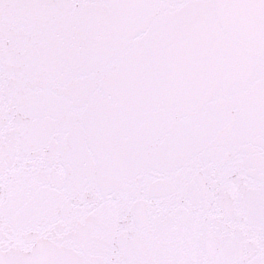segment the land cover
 <instances>
[{
  "label": "snow or ice",
  "instance_id": "snow-or-ice-1",
  "mask_svg": "<svg viewBox=\"0 0 264 264\" xmlns=\"http://www.w3.org/2000/svg\"><path fill=\"white\" fill-rule=\"evenodd\" d=\"M0 264H264V0H0Z\"/></svg>",
  "mask_w": 264,
  "mask_h": 264
}]
</instances>
